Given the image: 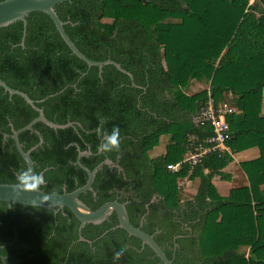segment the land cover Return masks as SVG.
<instances>
[{"label":"trees","instance_id":"16d2710c","mask_svg":"<svg viewBox=\"0 0 264 264\" xmlns=\"http://www.w3.org/2000/svg\"><path fill=\"white\" fill-rule=\"evenodd\" d=\"M56 11L81 52L118 62L134 80L113 65L101 74L89 67L43 12L26 17L24 45L21 21L0 28V78L27 93L50 121L75 122L62 129L37 122L19 134L25 151L44 139L31 153L36 174L43 172L41 188L62 193L83 186L88 176L76 164L79 151L92 152L81 158L91 170L106 158L118 159L123 172L104 165L93 184L96 195H80L90 208L117 195L128 201L131 223L140 226L145 215L141 228L157 232L170 259L177 244L174 264H264V0H70ZM193 80L210 90L190 94ZM227 94L239 111L228 118L227 146L232 152L260 150L242 163L250 180L246 200L222 196L212 183L213 170L229 152H211L179 172L167 169L199 144L208 145L213 128L196 124L194 116L209 95L218 103ZM37 116L22 97L0 87V183L17 184L28 169L12 126L23 128ZM114 125L119 149L98 153L102 136L96 129L111 132ZM164 136L165 152L151 155ZM186 177L200 183L182 202L178 180ZM64 212L68 216L58 207L0 201V264H116L113 252L122 243L119 264H163L148 245L138 251L139 238L112 229L116 213L83 228L89 244L79 241L75 215L67 207Z\"/></svg>","mask_w":264,"mask_h":264},{"label":"water","instance_id":"95a60500","mask_svg":"<svg viewBox=\"0 0 264 264\" xmlns=\"http://www.w3.org/2000/svg\"><path fill=\"white\" fill-rule=\"evenodd\" d=\"M70 0H2L0 1V28L9 26L17 21L23 23V37L22 45H24L26 33H27V16L32 12H43L47 14L54 22L57 31L60 36L71 49L72 53L76 55L79 59L83 60L89 67L96 66L99 68V73H102V69L105 65H113L119 71L126 73L134 80L133 74L126 69H124L121 64L118 62L107 59L105 61H96L88 58L83 52L79 50L76 44L72 41L65 30V25L68 22L63 21L57 11L56 6L63 2ZM135 85L134 81H132ZM0 87L4 89L5 93H8L10 96L18 95L22 97L32 108L38 112V116L29 122L26 126L20 129H15L12 124V135L11 137L15 141V146L26 162L28 169L31 170L33 175L36 174L35 171V162L31 158V153L44 141L43 137H40L38 144L32 146L28 150L23 149L22 143L19 141V134L25 130H34V125L37 122H43L54 129H62L69 126H73L74 122H68L66 124H58L53 121H50L44 114L43 108H40L36 105V102L25 92L12 88L9 86L3 79L0 78ZM79 124V123H78ZM80 125V124H79ZM102 151L98 150V153ZM92 155L91 151H79L77 157V164L87 173V181L83 186L67 192L64 190L63 193H49L44 191L41 186L45 184L43 172L40 173V176L43 177L42 181L34 182L36 183L35 187H28L27 185L10 184V183H0V201L11 202L20 205L26 206H36L43 207L47 209H54L56 207L64 210L65 207L69 208L71 212L80 222L78 227V236L79 240H86L82 235L83 228L89 224H100L105 221L113 212L116 213L118 224L116 228H122L129 235L139 238L143 245H148L155 254L160 258L163 264H174L175 251L177 244L174 246V255L173 258H169L163 248L155 240L154 235H151L145 232L140 226H135L131 223L128 210L124 203L118 201L107 202L101 205L98 209L92 210L86 203L80 199V195L87 191H93V183L95 181L98 171H100L103 165H109L117 167L120 171L123 172V168L118 164L114 163L110 159H106L104 162L97 165L94 169H89L84 166L81 162L83 156ZM56 212V211H55ZM66 214V213H65ZM180 236H177V238ZM176 239V238H175ZM90 243L89 240H86Z\"/></svg>","mask_w":264,"mask_h":264},{"label":"built area","instance_id":"2783aa9c","mask_svg":"<svg viewBox=\"0 0 264 264\" xmlns=\"http://www.w3.org/2000/svg\"><path fill=\"white\" fill-rule=\"evenodd\" d=\"M236 113L237 109L232 104L227 101L215 103L209 95L207 102L194 116L196 124H210L213 128V135L206 140L208 145L199 144L193 150L188 151L181 161L168 164L167 169L171 172H179L184 164H188L191 168L200 164L203 158L211 152H228L226 142L231 137V125L228 118ZM193 138L196 139L195 136Z\"/></svg>","mask_w":264,"mask_h":264},{"label":"rangeland","instance_id":"374dc122","mask_svg":"<svg viewBox=\"0 0 264 264\" xmlns=\"http://www.w3.org/2000/svg\"><path fill=\"white\" fill-rule=\"evenodd\" d=\"M196 82L197 81H195V80L191 82V85L194 86L195 91L199 90L197 92H201L205 89L208 91L210 90L209 84H207V83L198 84ZM189 91H193V89L191 88V89H189ZM226 96H229V97L228 98L226 97L225 99H223L221 101H227L228 103L233 105V103L231 101V95L227 94ZM166 144H167V138L164 136L160 139L158 146H156L154 148V150H152L151 155H152V153H153V155L163 154L165 152ZM233 162H235V160L232 157L221 162L213 170V174L211 175V178L215 183V181L231 182L233 180V178L235 177L234 179L236 180L238 185L231 184V187H229L228 192H226L224 190V187L222 188L221 191L223 193H225V195H227L226 197H228V198H233V199H237V200H246V199H248L247 197H248L249 187L245 186L243 179H242V174L240 173L239 168L236 169L234 167ZM225 168H226V170H224ZM235 170L239 171V173L236 174ZM214 176H216V177L213 178ZM198 179L199 178L190 180L188 178H184L182 180L183 183L179 184L180 188H181V192H182L181 193L182 202L189 199V198H192L194 196V194H196V191H197L199 183H200V179L199 180ZM179 183H180V181H179ZM221 186H222V184H218V186H217L219 191H220ZM248 250L249 249L246 248L247 252H248Z\"/></svg>","mask_w":264,"mask_h":264},{"label":"clouds","instance_id":"9594fccd","mask_svg":"<svg viewBox=\"0 0 264 264\" xmlns=\"http://www.w3.org/2000/svg\"><path fill=\"white\" fill-rule=\"evenodd\" d=\"M98 136H102L101 143L97 146L99 151H103L105 153L116 151L119 149V137H120V129L118 126L114 125L111 129V132H102V130L98 127L96 129ZM27 177V179H25ZM19 185H27L28 187H35L37 181H42L43 177L39 174L33 175L30 169H23L21 171V175L17 178ZM126 251V245L120 244L118 245L114 252L113 257L116 260V264H119V257L122 256Z\"/></svg>","mask_w":264,"mask_h":264},{"label":"crops","instance_id":"0c3cea01","mask_svg":"<svg viewBox=\"0 0 264 264\" xmlns=\"http://www.w3.org/2000/svg\"><path fill=\"white\" fill-rule=\"evenodd\" d=\"M194 81V80H193ZM196 81V80H195ZM198 84H201V82H196ZM193 89V91H189L190 94H194V93H197V91L199 90H196L195 91V88L194 86L191 85L190 89ZM227 98L229 96H226ZM239 111L237 110V113ZM262 113L264 114V96H263V102H262ZM194 120V119H193ZM229 148V147H228ZM229 154L231 155V157L235 160V162H233V165L234 167L237 169L239 168L240 170V173L242 174V179H243V182L245 184V186H250V180H249V177L247 175V173L244 171V169L242 168V163L243 162H246V161H250V160H254L256 158H258L260 156V150L258 147H252V148H248V149H245V150H242V151H239V152H232L231 149L229 148ZM226 170V168L224 169ZM204 172H208L207 169L204 170ZM236 174L239 173V171L235 170ZM217 176V175H216ZM216 176H214L213 178H215ZM187 178V177H186ZM235 178V177H234ZM233 178V180L231 182H222V181H214L212 180V183L214 184V186L216 187L218 193L222 196H227L225 195V193H223L221 190L222 188L224 187V190L226 192L229 191V187H231V184H234V185H238V183L236 182V180ZM184 179V178H183ZM183 179H180V183L179 184H182L183 183ZM199 180V179H198ZM178 181V182H179ZM218 184H222L221 188H220V191L218 190ZM233 186V185H232ZM261 188L264 189V184L261 185ZM198 190V189H197ZM182 193V192H181ZM197 193V191H196ZM195 195V194H194Z\"/></svg>","mask_w":264,"mask_h":264},{"label":"flooded vegetation","instance_id":"af4514ba","mask_svg":"<svg viewBox=\"0 0 264 264\" xmlns=\"http://www.w3.org/2000/svg\"><path fill=\"white\" fill-rule=\"evenodd\" d=\"M74 123H75V122H74ZM11 135H12V134H11ZM9 136H10L9 134L5 133V138H7V137H9ZM86 151H88V150H86ZM102 152H103V151H102ZM102 152H101V153H102ZM106 159H108V158H106ZM106 159H105V160H106ZM105 160H103L102 162H104ZM102 162H101V163H102ZM114 163H118V164H119V160L117 159V161L114 162ZM76 164H77V161H76ZM99 164H100V163H99ZM99 164H98V165H99ZM119 165H120V164H119ZM103 166H104V165H103ZM108 166H109V165H108ZM109 167H111V168H116L119 172H122V171H120L117 167H114V166H109ZM102 168H103V167H102ZM93 184H94V183H93ZM78 188H79V187H78ZM76 189H77V188H76ZM64 190H65V188H64ZM63 192H64V191H63ZM63 192H62V193H63ZM87 192H88V191H87ZM92 192H93V195L95 196V195H96V192H95V191H92ZM85 193H86V192H85ZM59 194H60V193H59ZM82 194H84V193H82ZM119 198H120V197L117 195L115 200H111V201H108V202L118 201V202H120V203H124L125 205L128 204V201H120ZM156 200H157V197L154 196V197L152 198V200H151V203H154ZM105 203H107V202H105ZM102 205H103V204H102ZM65 208H66V207H65ZM65 208H64V209H65ZM98 208H99V207H98ZM98 208H97V209H98ZM59 209L62 210L61 208H59ZM91 209H92V208H91ZM92 210H93V209H92ZM95 210H96V209H95ZM62 211H63V213H64L65 216H68V214H67L66 212H64V210H62ZM65 213H66V214H65ZM113 214H115V212H113V213H112V214H111L106 220H109L110 217H111ZM106 220H105V221H106ZM145 220H146V219H145V215H143V216H142V219H141V222H140V227H142V225H143V223L145 222ZM105 221H103V222H105ZM103 222H102V223H103ZM100 224H101V223H100ZM115 228H116V226H114L112 229H115ZM145 232H146V231H145ZM156 233H157V232H156ZM156 233L151 234V235H154V236H155ZM149 234H150V233H149ZM82 235H83V234H82ZM83 237H84V236H83ZM85 239H86V238H85ZM176 239H177V238H176ZM86 240H87V239H86ZM79 241H81V240H79ZM89 244H92V242L90 241ZM145 247H146V245H143L142 242H141V247L138 249V251H139V252L144 251Z\"/></svg>","mask_w":264,"mask_h":264}]
</instances>
